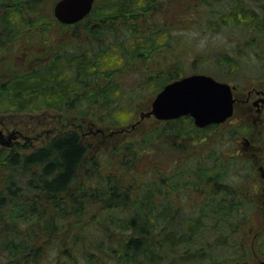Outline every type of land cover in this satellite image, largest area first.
<instances>
[{"label":"trees","instance_id":"obj_1","mask_svg":"<svg viewBox=\"0 0 264 264\" xmlns=\"http://www.w3.org/2000/svg\"><path fill=\"white\" fill-rule=\"evenodd\" d=\"M46 1L0 0V113L70 111L88 125L92 138L101 135L100 142L130 133L97 153L88 133L76 128L32 149L28 143L0 144V264H43L53 252L73 264H103L105 258L117 264H160L167 258L190 264L205 257L198 239L184 253L169 250L184 247L197 233L210 246L227 244L221 226L237 213L226 224L229 236L247 225L252 202L233 197L241 186L223 182L229 168L198 146V133L216 124L197 128L184 115L158 121L140 135L131 130L142 119L122 127L140 100L186 73L185 51L176 46L181 34H173L169 7L162 6L174 0H107L101 6L95 1L67 36L63 30L70 24L51 18ZM217 1L225 9L207 20L209 29L241 25L264 33V3L261 13L244 0ZM189 4L196 9L214 3ZM93 14L96 21L90 20ZM46 33L54 42L47 54L30 53L18 65L7 62L27 37L41 41ZM216 55L219 65L239 71V60L229 52ZM132 73L136 80L127 81ZM201 191L208 197L200 207H180V200L189 199L182 194Z\"/></svg>","mask_w":264,"mask_h":264},{"label":"rangeland","instance_id":"obj_2","mask_svg":"<svg viewBox=\"0 0 264 264\" xmlns=\"http://www.w3.org/2000/svg\"><path fill=\"white\" fill-rule=\"evenodd\" d=\"M95 1L98 6H101L107 0ZM193 1L197 2V0ZM210 1L214 3L213 7L196 4V9L189 8V0H174L171 3L162 1L163 7H169L165 13L167 19L173 22V34H181V42L178 38L179 43L176 46L185 51L181 65L185 68L186 73L182 76L193 72L205 73L231 85L236 84L237 87L233 90V95L239 99L245 98L249 89L264 90V33H254L252 29L241 25H223L220 28L209 29L207 20L215 18L217 8L218 10L225 9L224 4L218 7L217 0ZM54 2L55 0H47L45 6L51 18L56 19L52 12ZM243 3L262 13L260 6L264 0H244ZM1 10L0 5V13ZM95 19L97 16L93 14L90 20L96 21ZM72 26L70 24V28L63 30L64 36H67L68 32L72 33ZM48 35L46 33L41 41H34L27 37L19 55L11 54L7 62L18 65L23 63V56H28L30 53L38 56L47 54L49 46L54 44L50 39H46ZM224 51L239 60V71L232 72L227 70L225 65L218 64L216 54ZM256 52L260 54L259 58ZM167 60L174 61V56L167 55ZM136 78V74L132 73L126 80L132 82ZM154 95L140 100L136 104L131 121L122 127L130 128L131 123L139 119L141 111L150 109ZM254 107L251 103L245 104L236 101L231 117L222 123H216L214 127L200 131L197 135L201 152H204V155H210L212 162L225 164L229 168L223 182L233 188L241 186L240 194L233 197L241 200L246 197L252 202V210L246 218L247 225H243L241 228L236 227V231L230 234L231 237L228 234L231 226H226V224L238 218L239 213L232 217L227 216V222L220 229L221 233L228 237L227 244L214 243L210 246L211 240L203 242L206 240L205 236L197 233L191 242L183 244L184 247L178 245L169 250L173 254L184 253L188 246H195L194 242L198 239L196 247L202 246V249L205 250L202 256L205 257L203 260L189 261L190 264H258L260 260L264 259V178L260 175L258 168L259 166L264 168V106L259 114L256 113ZM256 119L257 121H255ZM158 121L160 120L153 116L145 117L131 130L133 131L131 135H140L146 128ZM98 127L103 126L98 125ZM122 127H116V129ZM68 128H76L82 133H88L90 130L81 118L70 111L45 108L30 112L0 113V131L5 138L9 135L13 136V142L6 147H17L16 143H28L32 149ZM128 133L130 131L127 130L115 133L106 137L104 142H100L101 135L92 138L88 133L87 137L93 140V151L97 153L103 148L107 150L111 143L126 138ZM254 159L255 162H253ZM182 196L189 198L180 200V207L186 211H190L192 204H197L200 207V203L208 197L204 191L184 193ZM173 197L178 198L176 195ZM169 199H171V195H169ZM164 203L166 204L165 201ZM234 212L236 211L234 210ZM243 229L246 231L244 232ZM124 233L126 234V232ZM57 257L58 255L53 252L47 255L43 264H56L53 260ZM57 259L60 261L58 264H73L67 258ZM103 264L117 263L105 258ZM160 264H171V262L167 258Z\"/></svg>","mask_w":264,"mask_h":264},{"label":"water","instance_id":"obj_3","mask_svg":"<svg viewBox=\"0 0 264 264\" xmlns=\"http://www.w3.org/2000/svg\"><path fill=\"white\" fill-rule=\"evenodd\" d=\"M93 5L94 0H56L52 12L60 23L74 24L87 16ZM235 88V85L218 80L210 74L190 73L164 84L155 93L150 109L139 113V119L153 116L165 121L189 115L198 128L222 123L233 115ZM260 100L264 102V97ZM134 126L133 123L131 127ZM259 169L264 178L263 168ZM258 264H264V259Z\"/></svg>","mask_w":264,"mask_h":264},{"label":"flooded vegetation","instance_id":"obj_4","mask_svg":"<svg viewBox=\"0 0 264 264\" xmlns=\"http://www.w3.org/2000/svg\"><path fill=\"white\" fill-rule=\"evenodd\" d=\"M261 97H264V90L252 88L246 92L245 98L239 99V98L235 97L236 98L235 102L241 101L245 104L251 103L253 106H255L254 108H255L256 113L259 114L261 112L263 106H264V102H262L260 100ZM255 121H257V119ZM9 136H10V138H9ZM9 136H7V138H5L3 136V133L0 131V144L1 145H11V143L13 142V140H12L13 136H11V135H9ZM259 167L263 168V166H259ZM263 170H264V168H263ZM260 173H261V171H260Z\"/></svg>","mask_w":264,"mask_h":264}]
</instances>
